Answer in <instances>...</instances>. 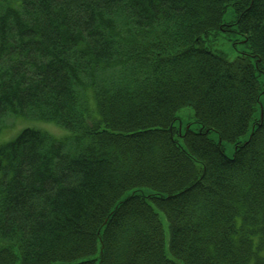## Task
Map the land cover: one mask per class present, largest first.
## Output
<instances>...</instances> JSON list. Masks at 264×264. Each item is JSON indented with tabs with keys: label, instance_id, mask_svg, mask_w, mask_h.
<instances>
[{
	"label": "trees",
	"instance_id": "trees-1",
	"mask_svg": "<svg viewBox=\"0 0 264 264\" xmlns=\"http://www.w3.org/2000/svg\"><path fill=\"white\" fill-rule=\"evenodd\" d=\"M7 116L0 264H264V0H0Z\"/></svg>",
	"mask_w": 264,
	"mask_h": 264
},
{
	"label": "rangeland",
	"instance_id": "rangeland-1",
	"mask_svg": "<svg viewBox=\"0 0 264 264\" xmlns=\"http://www.w3.org/2000/svg\"><path fill=\"white\" fill-rule=\"evenodd\" d=\"M189 107H183L180 108V110L178 111V118L175 121V127H178L179 122L178 119L180 120V124L182 126H184L185 124H187V122H189ZM22 121L24 123H30L31 121L28 120H23L19 117H14V116H7L4 119V127L2 128V132L0 134V137L2 140H6V139H10L11 137H13L15 135V133L17 132L18 129H20L23 125ZM35 123L34 121H32V124ZM36 126H41L49 131H52V133H54L55 135L59 134V130L53 125V124H43L41 122L35 123ZM225 151L228 155H232L233 153V147L230 145L225 146ZM161 219L163 220V226H164V231H165V251L168 254V248H167V242H168V227H167V222L164 218L163 215H161Z\"/></svg>",
	"mask_w": 264,
	"mask_h": 264
}]
</instances>
